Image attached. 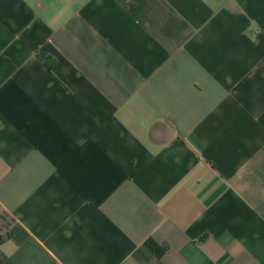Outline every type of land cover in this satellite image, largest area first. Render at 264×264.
Instances as JSON below:
<instances>
[{"label": "crops", "instance_id": "1", "mask_svg": "<svg viewBox=\"0 0 264 264\" xmlns=\"http://www.w3.org/2000/svg\"><path fill=\"white\" fill-rule=\"evenodd\" d=\"M0 232V264H264V0H0Z\"/></svg>", "mask_w": 264, "mask_h": 264}, {"label": "trees", "instance_id": "2", "mask_svg": "<svg viewBox=\"0 0 264 264\" xmlns=\"http://www.w3.org/2000/svg\"><path fill=\"white\" fill-rule=\"evenodd\" d=\"M145 246L150 249L152 252L155 253V255H160L163 253L166 249L165 246H159L157 245L151 238H147L144 241Z\"/></svg>", "mask_w": 264, "mask_h": 264}, {"label": "built area", "instance_id": "3", "mask_svg": "<svg viewBox=\"0 0 264 264\" xmlns=\"http://www.w3.org/2000/svg\"><path fill=\"white\" fill-rule=\"evenodd\" d=\"M4 236V232H0V237H3Z\"/></svg>", "mask_w": 264, "mask_h": 264}]
</instances>
